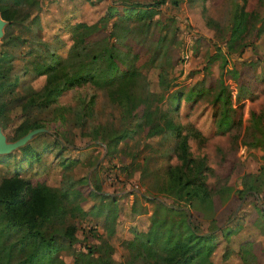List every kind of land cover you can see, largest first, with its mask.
I'll use <instances>...</instances> for the list:
<instances>
[{
	"label": "rangeland",
	"instance_id": "1",
	"mask_svg": "<svg viewBox=\"0 0 264 264\" xmlns=\"http://www.w3.org/2000/svg\"><path fill=\"white\" fill-rule=\"evenodd\" d=\"M243 1L21 0L16 18L4 19L0 130L6 140H13L23 123L43 129L0 153V179L17 173L69 189L68 205L72 210L79 205L80 210L66 216V222L78 226L75 241L67 242L60 234L63 224L56 225V254L64 264H73L82 244L101 241L111 246L112 263L142 264L132 256L133 228L145 231L152 217L176 219L180 212L170 207H187L172 196L165 199L170 207L159 204L168 168L181 162L176 124L186 134L185 146L194 162L201 158L205 164L202 178L211 199V206L195 202L188 209L200 212L196 218L201 229L208 214L231 229L224 235L214 229L210 264H243L245 240L251 242L256 262L264 264V0H252L241 50L235 46L226 52L225 47ZM0 2L12 6V0ZM109 3L136 8L130 18L100 20ZM153 3L147 5L149 13L140 11ZM78 23L99 28L90 36L84 34L83 42L92 40V48L101 47L103 36L117 41L123 51L131 47L128 55H135L132 62L138 71L130 88L133 98L145 96L174 127L151 134L145 128L112 142L108 133L131 127L134 117L119 100L111 99L108 86L91 81L62 89L46 105L38 103L44 79L40 67L66 56L73 35L80 31L75 29ZM261 26L255 36V27ZM245 59L252 62L244 63ZM72 68L70 63L68 70ZM227 118L230 124L225 126ZM22 147H29L36 157L27 159ZM241 180L257 185L258 192L236 191L243 188ZM94 183L104 196L88 192ZM83 230L91 236L84 237ZM80 261L81 257L75 264Z\"/></svg>",
	"mask_w": 264,
	"mask_h": 264
},
{
	"label": "trees",
	"instance_id": "2",
	"mask_svg": "<svg viewBox=\"0 0 264 264\" xmlns=\"http://www.w3.org/2000/svg\"><path fill=\"white\" fill-rule=\"evenodd\" d=\"M20 1L12 0L11 7L3 6L0 2V16L6 20L16 18V9ZM147 5H154V3L146 4L140 11L149 13ZM134 8L136 7L133 4L119 6L109 3L100 20L120 16L130 18L135 11ZM251 10L252 0H244L241 7L234 13L225 38L226 52H230L235 46L241 50L243 43L240 39L247 31V15ZM115 24L116 22L113 21V27ZM78 28L80 31L73 35L66 56L41 65L40 72L44 74V79L39 93L41 99L38 103L46 105L54 101L62 89L82 81H91L96 85L108 86L111 99L119 100L124 105L127 115L134 117L131 127L126 126L108 133L109 140L112 142L125 139L132 133L145 128V132L151 134L174 127L170 117L160 110L151 108L145 96H139L137 100L133 98L130 88L138 71L135 63L132 62L135 55L131 57L128 55L131 47L126 46L127 50L123 51L119 48L117 41L113 42L109 37L103 36L101 47L92 48V40L83 42L84 34L87 33L90 36L99 28L94 25L93 29L84 23L76 24L75 29ZM261 28L262 26L255 27V36ZM103 29L106 27L104 26ZM243 62L250 64L252 60L245 59ZM70 63L74 68L69 71ZM232 69L236 70L234 66ZM116 93L121 94L124 101L121 97H115ZM178 95L179 93H176L175 97ZM30 100L36 102V97ZM224 122L225 126H228L230 119L227 118ZM30 127L32 126L23 123L19 127L21 129L17 137ZM175 128L180 137L177 148L181 162L179 165L168 168L169 180L165 185V195H161L159 204L164 208L170 207L165 203V199L172 196L175 200H183L187 207L182 205L170 207L171 210L180 212L177 213L176 219L152 217L145 231L133 228L130 244L134 250L132 256L139 258L142 264H210L209 257L215 248L214 229L219 230L223 235L231 229L225 225L216 224L213 214H208L202 219L206 227L201 229V220L196 218L200 212L197 209L195 212L188 209L193 207L195 202L211 206V199L202 178L205 164L201 158L194 162L185 146L186 134L180 133L179 125L176 124ZM22 148L27 159L36 157V153L29 147ZM72 161L70 160L66 165ZM240 184L243 188L236 189L238 192L243 190H251L253 194L258 192L255 184H247L245 180H241ZM91 191L104 196L103 190L97 183L88 187V192ZM69 197V189H58L39 178L24 177L17 173L3 176L0 179V264H64L56 254L60 248L55 242L56 225L63 224L60 234L67 242L75 241L78 226L74 221L66 222V216H72L75 210H80L79 205H74L75 210H72L68 205ZM155 199L158 198L155 197ZM260 211L263 209L260 208ZM87 232L82 231L84 237L91 236H87ZM93 234L98 235L95 232ZM82 246V250H77L73 255V264L79 257H81L79 264H114L110 261L111 246L107 242L84 243ZM241 249L243 264H258L249 240L242 242ZM95 251H98L96 255ZM129 262L132 263V261Z\"/></svg>",
	"mask_w": 264,
	"mask_h": 264
},
{
	"label": "water",
	"instance_id": "3",
	"mask_svg": "<svg viewBox=\"0 0 264 264\" xmlns=\"http://www.w3.org/2000/svg\"><path fill=\"white\" fill-rule=\"evenodd\" d=\"M3 23L4 19L0 16V35ZM42 129V127H33L13 140H6L4 134L0 130V153L9 152L10 150L24 144L29 138Z\"/></svg>",
	"mask_w": 264,
	"mask_h": 264
}]
</instances>
